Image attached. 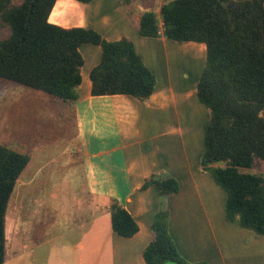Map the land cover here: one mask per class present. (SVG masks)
I'll use <instances>...</instances> for the list:
<instances>
[{
  "label": "crops",
  "instance_id": "0c3cea01",
  "mask_svg": "<svg viewBox=\"0 0 264 264\" xmlns=\"http://www.w3.org/2000/svg\"><path fill=\"white\" fill-rule=\"evenodd\" d=\"M164 1L174 0H147L149 9L132 11L142 5L140 0L129 4L55 0L50 24L91 29L108 42L129 40L154 76L155 88L146 101L126 95H91L89 75L100 62L101 48L80 47L78 97L63 104L72 113L73 133L66 145L69 172H21L19 229L9 233L6 213L2 264H41L53 254L73 257L79 251L90 252L92 244L91 255L99 258L95 264L106 257L111 264H146L142 253L152 240L151 225L161 211L167 213V231L182 260L264 264V233L254 234L237 219L228 218L225 191L201 167L207 111L196 90L206 46L178 43L162 35L141 36L136 31L143 13L154 12L160 18ZM152 177L171 178L178 190L162 195L154 185L142 188ZM111 200L135 221L138 230L132 237L112 231ZM48 207L52 224L38 236L30 225H45L41 213L47 214ZM74 232H80V238L70 236Z\"/></svg>",
  "mask_w": 264,
  "mask_h": 264
},
{
  "label": "trees",
  "instance_id": "16d2710c",
  "mask_svg": "<svg viewBox=\"0 0 264 264\" xmlns=\"http://www.w3.org/2000/svg\"><path fill=\"white\" fill-rule=\"evenodd\" d=\"M88 3L91 0H75ZM129 4L134 0H119ZM55 0H0V80L25 86L63 102L78 97L83 58L80 47L101 48L89 75L91 95H126L146 101L154 76L142 65L132 43L104 40L91 29L50 24ZM140 16L141 36L206 46V61L196 96L207 111L201 167L226 193L229 219L254 234L264 233V0H174ZM29 156L0 144V264L5 258V218L16 182ZM255 169L253 173L242 170ZM162 195L178 190L171 178H150ZM112 231L132 237L135 221L116 201L109 206ZM152 240L142 255L146 264H192L180 258L159 212ZM204 264V263H195Z\"/></svg>",
  "mask_w": 264,
  "mask_h": 264
},
{
  "label": "rangeland",
  "instance_id": "374dc122",
  "mask_svg": "<svg viewBox=\"0 0 264 264\" xmlns=\"http://www.w3.org/2000/svg\"><path fill=\"white\" fill-rule=\"evenodd\" d=\"M146 1L140 0L142 5L132 11H142L145 7L149 9L151 3L145 6ZM170 3L164 1V5H170ZM63 104L66 102L42 92L0 80V144L29 156L28 165L23 172H69L70 160L68 161L66 145L68 137H71L73 133L72 113L68 108L65 109ZM76 172H80L79 168H76ZM241 172L249 174L256 170L247 169ZM43 182V178L40 176L37 185L41 188ZM20 185L21 182L17 180L7 206L9 233L11 231L13 233L14 229L16 233L19 229ZM46 211L47 214L41 213V216H45V225H30V229L38 230V236L41 232L42 234L46 233L47 227L52 224L50 207L46 208ZM100 227L102 228V223ZM108 230H110L109 224ZM80 234V232H74L70 236L80 238ZM92 247L94 249L93 244ZM97 248L98 246L95 252L98 251ZM93 249L91 248L90 252L89 249L83 252L79 251L73 257H66L65 254L57 256L53 254L49 258L47 257L48 259L44 258L41 264H79V255H81V264H95L99 258L91 255ZM14 264L16 263L14 262ZM98 264L111 263L109 258L107 261L106 257Z\"/></svg>",
  "mask_w": 264,
  "mask_h": 264
},
{
  "label": "built area",
  "instance_id": "2783aa9c",
  "mask_svg": "<svg viewBox=\"0 0 264 264\" xmlns=\"http://www.w3.org/2000/svg\"><path fill=\"white\" fill-rule=\"evenodd\" d=\"M157 20H158V27H159L160 31H162V29H163V22H162L161 18H157Z\"/></svg>",
  "mask_w": 264,
  "mask_h": 264
}]
</instances>
